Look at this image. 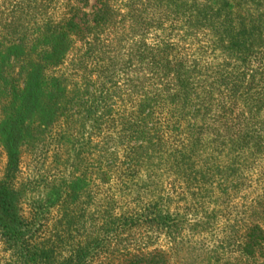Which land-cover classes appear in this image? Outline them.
I'll list each match as a JSON object with an SVG mask.
<instances>
[{"label":"trees","instance_id":"obj_1","mask_svg":"<svg viewBox=\"0 0 264 264\" xmlns=\"http://www.w3.org/2000/svg\"><path fill=\"white\" fill-rule=\"evenodd\" d=\"M89 1L0 0V240L11 263L89 264L102 250L89 235L60 259L22 213V151L58 133L96 150V170L52 186L43 211L76 205L94 177L109 198L143 171L169 177L187 202L104 213L103 226L144 231L117 264H174L190 201L229 220L216 264H264V0H95L90 13Z\"/></svg>","mask_w":264,"mask_h":264},{"label":"rangeland","instance_id":"obj_2","mask_svg":"<svg viewBox=\"0 0 264 264\" xmlns=\"http://www.w3.org/2000/svg\"><path fill=\"white\" fill-rule=\"evenodd\" d=\"M83 6L84 10L90 13L95 8V0H90ZM15 72V82L22 86L24 74H20L18 69ZM4 102L0 100V121L3 118ZM77 138L82 139L81 136ZM84 150L80 147V142L68 143V146H65L64 140L58 133H47L40 140L24 147L20 171L16 179L17 186L23 192L22 213L26 218H36L37 222L41 223L43 238L48 240L50 245L57 247L60 259L70 254L73 244L85 243L90 235L99 238L102 242V250L89 264H117L121 254L130 248L132 242L139 241L140 232L144 231L134 226L129 230L128 227L119 228L118 225L112 224L103 226L104 213L121 214L129 207L139 208V201L152 202L157 196L167 198L170 195L175 198L174 191L170 189L169 177L158 173L150 179V174L143 171L133 183L114 184L110 191L107 190L110 195L108 198L101 186L97 185L98 178L94 177L92 191L76 205H69L67 209L57 206L45 211L40 209L41 201L52 186L68 182L83 172L88 173L89 177V171L96 170L97 151L94 150V156L89 157ZM83 158H86L85 161ZM6 164L7 155L0 143V180L5 175ZM185 204L187 202L181 197L175 198L170 211L174 213ZM41 211L42 214H39ZM65 211H69L73 218L72 222L63 219ZM187 211L185 214H188L189 222L185 225L184 237L172 252L174 264H216L218 257L223 259L228 256L225 255L228 254V246H223L221 241L229 234V220L221 217L218 222H213L193 201L188 203ZM225 260L221 264H227ZM0 264H12L10 253L1 240Z\"/></svg>","mask_w":264,"mask_h":264}]
</instances>
